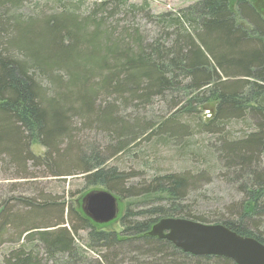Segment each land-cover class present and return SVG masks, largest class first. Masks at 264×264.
Returning a JSON list of instances; mask_svg holds the SVG:
<instances>
[{
  "label": "trees",
  "instance_id": "trees-1",
  "mask_svg": "<svg viewBox=\"0 0 264 264\" xmlns=\"http://www.w3.org/2000/svg\"><path fill=\"white\" fill-rule=\"evenodd\" d=\"M31 1L0 0V157L19 176L29 162L45 164L54 176L79 172L86 189L141 198L144 206L125 211L120 233L97 228L72 202L26 198L22 212L5 206L0 242L12 231L21 244L2 264H235L150 236L163 219L222 225L264 245V17L254 4L197 0L154 15L147 1L87 0L83 10V0H53L56 9L46 14ZM142 21L153 24L156 38H145ZM155 98L170 100L171 115L156 126H130L121 110ZM208 105L212 119L203 123L199 114ZM76 119L101 127L113 156L147 133L161 145L197 134L216 138L204 157L219 162L241 199L224 214L200 216L188 203L208 172L128 186L132 175L108 167L97 150L76 146ZM234 123L243 126L238 136L229 129ZM35 144L46 149L44 159L32 153Z\"/></svg>",
  "mask_w": 264,
  "mask_h": 264
},
{
  "label": "rangeland",
  "instance_id": "rangeland-1",
  "mask_svg": "<svg viewBox=\"0 0 264 264\" xmlns=\"http://www.w3.org/2000/svg\"><path fill=\"white\" fill-rule=\"evenodd\" d=\"M80 1V0H75ZM83 10L90 7V2L83 0ZM133 3L142 4L147 1L150 11L154 15L163 13H177L191 5L197 0H131ZM264 17V0H250ZM31 8L38 4L42 7L43 13L50 14L56 7L53 0H33ZM46 10V11H45ZM83 13V12H82ZM140 26L145 33V38L150 40L156 38L157 30L153 24H147L142 21ZM170 100L155 98L150 105L142 107L129 106L121 110L124 118L130 126L138 123L141 126L144 122L155 124V126L171 115ZM135 105V104H133ZM214 105L206 106L199 114V120L208 123L212 119ZM76 122V135L74 143L82 151L90 153L93 149L100 155L105 156V163L108 167L116 168L119 172L132 175L128 180V186L144 184L151 181L157 175H166L171 173H199L208 172L210 177L207 181L201 183L199 188L192 193L189 205L195 207L200 216L211 218L219 214H224L226 207L234 200H240L241 195L221 174V165L215 158L204 157L207 148L216 144V138L208 135H199L195 137H183L179 144L161 145L156 137L151 133L145 135L130 148L116 156L110 154L114 144L112 140L103 132L102 128L96 123H88L79 119ZM230 131L238 136L243 130L242 124L234 123L229 127ZM157 135V134H156ZM75 146V145H74ZM74 150V147H73ZM32 153L44 159L46 149L43 146L35 144L31 147ZM199 153V154H198ZM204 157V158H203ZM27 175L19 176L20 170L7 159L0 157V212L3 207H11L14 211H24L20 206L21 200L32 198L37 202L52 200L60 204H77L81 207L84 197L93 191L104 190L101 187H88L86 189L82 174L72 176H54L49 173L45 164L27 163ZM107 191V190H106ZM109 192V191H108ZM111 193V192H110ZM114 195L119 202V214L117 218L107 224H95L97 228L107 231L121 232L120 218L129 207L138 212L142 210L141 198L118 197ZM42 199V200H41ZM52 218V215L50 216ZM83 240L86 238V232H80ZM85 243V242H84ZM21 243L16 242L15 233L10 232L0 242V264L10 254L11 251L19 248ZM89 258H97V253L88 252ZM52 264V263H49Z\"/></svg>",
  "mask_w": 264,
  "mask_h": 264
},
{
  "label": "water",
  "instance_id": "water-1",
  "mask_svg": "<svg viewBox=\"0 0 264 264\" xmlns=\"http://www.w3.org/2000/svg\"><path fill=\"white\" fill-rule=\"evenodd\" d=\"M82 212L95 224H107L119 214L117 198L106 190L88 193ZM165 239L185 253L198 257H222L235 264H264V245L242 237L222 225H204L183 219H163L149 233Z\"/></svg>",
  "mask_w": 264,
  "mask_h": 264
},
{
  "label": "bare ground",
  "instance_id": "bare-ground-1",
  "mask_svg": "<svg viewBox=\"0 0 264 264\" xmlns=\"http://www.w3.org/2000/svg\"><path fill=\"white\" fill-rule=\"evenodd\" d=\"M46 11V10H45ZM124 234V233H123Z\"/></svg>",
  "mask_w": 264,
  "mask_h": 264
}]
</instances>
